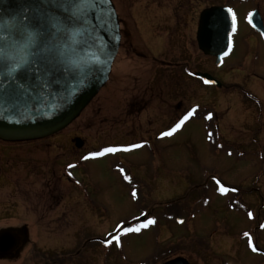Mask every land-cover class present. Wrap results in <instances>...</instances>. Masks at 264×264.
<instances>
[{
    "label": "rangeland",
    "instance_id": "1",
    "mask_svg": "<svg viewBox=\"0 0 264 264\" xmlns=\"http://www.w3.org/2000/svg\"><path fill=\"white\" fill-rule=\"evenodd\" d=\"M112 2L121 39L108 81L69 126L28 142V194L23 185L14 204L0 207V231L26 236L0 264H160L171 255L191 264H264V110L227 85L248 86L263 106L264 86L229 73L243 61L242 46L216 67L195 38L200 12L220 0ZM234 4L238 20L252 6ZM251 48L264 79V49ZM195 72L226 87L205 86ZM193 108L176 135H162ZM146 219L155 220L146 231H118L120 243H108L117 229Z\"/></svg>",
    "mask_w": 264,
    "mask_h": 264
},
{
    "label": "water",
    "instance_id": "2",
    "mask_svg": "<svg viewBox=\"0 0 264 264\" xmlns=\"http://www.w3.org/2000/svg\"><path fill=\"white\" fill-rule=\"evenodd\" d=\"M35 0H0V37L25 25L33 12ZM96 16H89L83 25L87 31L82 37L78 28L68 33L67 39H57L55 21L50 20L53 36L48 37L46 47L58 66H67L73 61L83 68L75 80L60 81L57 90L37 88L32 98L22 97L18 101L0 100V139L7 141H32L54 135L69 126L86 108L106 84L112 63L120 46V23L112 0H97ZM102 13V16L100 14ZM255 12L252 24L259 30L260 18ZM100 16V18H98ZM31 32L32 29H26ZM231 32V14L227 7L211 6L203 9L198 18L196 42L205 55L215 56L216 65L221 63ZM81 39L95 40L96 46L88 48L83 56H72L69 46L75 47ZM101 48L104 52L101 53ZM74 67L76 65H73ZM91 70H88V69ZM196 76L216 86L220 81L209 73L197 72ZM82 81V82H81ZM75 146L83 141L76 137ZM19 239L10 230L0 231V256L12 254ZM162 264H189L183 257H176Z\"/></svg>",
    "mask_w": 264,
    "mask_h": 264
},
{
    "label": "snow or ice",
    "instance_id": "3",
    "mask_svg": "<svg viewBox=\"0 0 264 264\" xmlns=\"http://www.w3.org/2000/svg\"><path fill=\"white\" fill-rule=\"evenodd\" d=\"M96 5L97 0H35L33 12L28 17L27 23L17 27L15 31L9 32L6 37H0V100L18 101L22 97L31 99L37 88L41 91L45 89L57 90L61 80H75L78 73L83 72V68L76 61L67 66H58L51 54L52 50L46 47L47 38L53 36L49 21L56 22L54 35L57 39H67L69 31L74 28H78V32L73 35L79 34L83 37L87 31L83 28L87 18L97 15ZM228 12L231 14V32L228 34L227 43V48L230 51L232 34L237 30V15L231 8L228 9ZM249 17L248 22L251 24V14ZM253 27H255L254 24ZM29 28L32 29L31 32L26 31ZM261 34L264 35V32ZM95 46V40L81 39L76 42L75 47L69 46V50L72 56H83L88 48ZM100 50L101 53L104 52L103 48ZM229 51H225L223 55L227 56ZM205 83H209V81H205ZM195 111L196 109L193 108L175 124L171 131L164 132L162 135H173ZM208 118L210 119L211 115ZM132 147H140V145H132ZM128 150L130 149L104 147L103 151L93 152L91 156H103L106 153ZM88 158L85 157V159ZM220 191L227 192L229 189L221 187ZM132 195L135 197L136 192L133 191ZM251 215L252 213H249V216ZM153 223H155L154 219H146L145 223L137 224L135 227H124L123 233L139 232L141 228H146ZM244 235L249 236L247 232ZM113 240L119 244L120 236L113 234L108 243H112ZM249 245L253 251H256L251 237H249Z\"/></svg>",
    "mask_w": 264,
    "mask_h": 264
},
{
    "label": "flooded vegetation",
    "instance_id": "4",
    "mask_svg": "<svg viewBox=\"0 0 264 264\" xmlns=\"http://www.w3.org/2000/svg\"><path fill=\"white\" fill-rule=\"evenodd\" d=\"M234 1L238 2L239 5L237 6H241L248 2H251L252 6L244 13V16L241 15L239 20L237 17V30L234 34H232V48L229 51V54L223 59L221 67L224 66L225 60L232 56L236 45L240 48V50V46H242L243 50L240 53V56L243 61L240 60L234 64H230L227 67L229 73L244 76L245 83L248 81L247 79L249 77H254L255 80H258L264 86V79L259 77L254 70V66L256 65L257 58L259 59V55L251 48L252 45H255L264 49V35L261 34L264 32V8L262 7L264 6V0H220L219 3L209 5L206 8L211 6L228 7L236 13L234 9L236 4H234ZM255 12L258 13L257 16L260 18L259 30L248 22L250 18L249 14H251V19H253ZM248 48L250 52L247 51ZM221 83L222 85L219 89L224 90L223 88L226 87V84L223 83V81H221ZM227 86H232V89L238 90V93L244 96H240L242 100H258V103L256 101L252 102L257 108V113H261L262 109L264 110L262 99L248 86L241 83H232ZM244 87H248V89L244 90ZM258 119L260 121V116H258ZM22 145L26 146V149L21 150L19 147ZM23 185H25L24 194H28V141H7L0 139V207L14 204V196H16L19 192L22 193L21 188ZM5 229L11 230L16 234L19 238V245L21 244L22 238L26 236L24 229H20V231L13 230L12 228ZM21 230H23L24 233ZM100 241L101 243H106V240ZM174 256L175 255H173V257ZM166 260H168V258ZM166 260H163L162 262ZM189 264H191L190 261Z\"/></svg>",
    "mask_w": 264,
    "mask_h": 264
},
{
    "label": "bare ground",
    "instance_id": "5",
    "mask_svg": "<svg viewBox=\"0 0 264 264\" xmlns=\"http://www.w3.org/2000/svg\"><path fill=\"white\" fill-rule=\"evenodd\" d=\"M177 133H178V132H177ZM177 133H176V134H177ZM176 134H174V135H176ZM174 135H173V136H174ZM173 136H172V137H173ZM172 137H171V138H172Z\"/></svg>",
    "mask_w": 264,
    "mask_h": 264
},
{
    "label": "trees",
    "instance_id": "6",
    "mask_svg": "<svg viewBox=\"0 0 264 264\" xmlns=\"http://www.w3.org/2000/svg\"><path fill=\"white\" fill-rule=\"evenodd\" d=\"M90 158H92V157H90Z\"/></svg>",
    "mask_w": 264,
    "mask_h": 264
}]
</instances>
